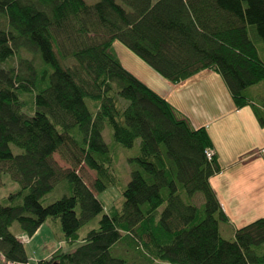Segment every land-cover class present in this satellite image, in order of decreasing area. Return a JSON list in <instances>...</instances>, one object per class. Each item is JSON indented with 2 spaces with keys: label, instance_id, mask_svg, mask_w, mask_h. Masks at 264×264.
I'll return each instance as SVG.
<instances>
[{
  "label": "trees",
  "instance_id": "obj_1",
  "mask_svg": "<svg viewBox=\"0 0 264 264\" xmlns=\"http://www.w3.org/2000/svg\"><path fill=\"white\" fill-rule=\"evenodd\" d=\"M115 43L173 84L212 69L264 126V104L245 94L264 79V0H0V182L18 184L0 201L3 264L27 263L14 222L31 237L58 219L73 245L97 215L73 250L38 264H264V218L220 233L227 216L209 178L221 168L205 126L126 69ZM104 126L119 146L139 141L121 205L107 213L95 193L119 179ZM62 180L68 194L44 204Z\"/></svg>",
  "mask_w": 264,
  "mask_h": 264
},
{
  "label": "crops",
  "instance_id": "obj_2",
  "mask_svg": "<svg viewBox=\"0 0 264 264\" xmlns=\"http://www.w3.org/2000/svg\"><path fill=\"white\" fill-rule=\"evenodd\" d=\"M117 46L115 53L126 69L164 96L193 127L205 126L221 168L219 173L209 178L227 216V221L220 224L219 230L222 231L226 223L240 219L249 210L253 219L264 218V126L258 124L251 105L236 109L221 78L212 69H202L173 84L124 47ZM118 51L127 54L141 72L125 66ZM258 51L264 60V46H258ZM245 94L251 104L261 107L264 104V79L247 88ZM235 229L232 227L228 239L233 237ZM26 236L24 233L16 235L22 243ZM0 264H3L2 257Z\"/></svg>",
  "mask_w": 264,
  "mask_h": 264
},
{
  "label": "rangeland",
  "instance_id": "obj_3",
  "mask_svg": "<svg viewBox=\"0 0 264 264\" xmlns=\"http://www.w3.org/2000/svg\"><path fill=\"white\" fill-rule=\"evenodd\" d=\"M88 4L94 3L96 0H84ZM3 21V19H1ZM2 23V22H1ZM113 47V46H112ZM118 47L117 44H114V48ZM122 62L125 64V66L129 67V69L134 70L135 72L139 73L141 72L140 68L137 67L130 57H128L127 54H123L122 52L118 51L117 53ZM23 56L30 57V55L26 52H22ZM141 74V73H140ZM157 83V81H156ZM102 137L104 142L109 146L111 151H114L115 153V163H114V169L118 176L119 181L115 185H111L104 189L101 192H97L96 197L101 202L103 206V212L107 213L110 208L119 207L121 205V190L126 186L129 177H130V165L128 163V158L136 156L138 151V140L134 142V145L131 148H124L122 146H119L115 144L111 139V130L108 126H104L102 129ZM12 151L14 153L19 152L20 150L16 147H11ZM54 160L63 168H68L70 166V162L66 159H63L61 157L60 153H54L53 155ZM83 180L86 184L90 185L91 181L94 178V172L92 170H89L85 166H82L81 169L78 171ZM66 182L60 181L54 185L53 190L48 193L45 198L43 199L44 204H47L62 195H67L68 191L66 188ZM18 188V184L14 182L8 174H2L1 175V182H0V201H2L5 196ZM202 196L200 193H197L193 196L191 199V202H194L196 204H199L200 201H202ZM240 203L241 200H238ZM250 210L247 211L244 216H242L240 219L235 220L234 222L226 223V225L223 227V230L220 231L222 236L224 238H229L231 236L232 227L238 228L240 226L238 225H245L246 223L254 220L251 215L249 214ZM100 215H97L95 218H93L88 224L84 225L81 229L78 231V242L74 243L73 245H70L68 242L65 241L61 225L59 220L57 219V222H53L51 218H48L40 227L39 230H37L31 237H24V249L27 256V264H38L39 260L46 259V257L54 252L57 248L61 247L63 250L71 251L73 250L77 245H79V240L82 238L87 230L89 228H94L97 226V222ZM237 225V227H234L233 225ZM235 225V226H236ZM10 231L15 234H22L23 232L20 231L19 225L17 222H14L10 226Z\"/></svg>",
  "mask_w": 264,
  "mask_h": 264
},
{
  "label": "built area",
  "instance_id": "obj_4",
  "mask_svg": "<svg viewBox=\"0 0 264 264\" xmlns=\"http://www.w3.org/2000/svg\"><path fill=\"white\" fill-rule=\"evenodd\" d=\"M211 154H212V151H211V150H208V151L206 152V155H207L208 157L211 156ZM5 264H18V263L8 261V262H5Z\"/></svg>",
  "mask_w": 264,
  "mask_h": 264
}]
</instances>
